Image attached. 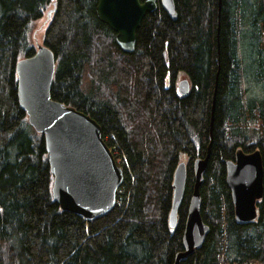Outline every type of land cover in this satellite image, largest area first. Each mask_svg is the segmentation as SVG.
<instances>
[{
  "label": "trees",
  "instance_id": "trees-1",
  "mask_svg": "<svg viewBox=\"0 0 264 264\" xmlns=\"http://www.w3.org/2000/svg\"><path fill=\"white\" fill-rule=\"evenodd\" d=\"M97 1L0 0V264H174L193 162L209 143L200 186L209 232L180 264H264V193L257 218L239 224L225 183V161L238 148L259 149L264 167V0H174L176 19L158 5L129 53L97 18ZM50 10L51 98L96 120L106 145L124 153L121 216L114 207L85 221L60 208L43 137L18 103L16 62L34 53L30 29ZM182 75L186 95L176 90ZM180 162L186 185L170 228Z\"/></svg>",
  "mask_w": 264,
  "mask_h": 264
},
{
  "label": "water",
  "instance_id": "water-1",
  "mask_svg": "<svg viewBox=\"0 0 264 264\" xmlns=\"http://www.w3.org/2000/svg\"><path fill=\"white\" fill-rule=\"evenodd\" d=\"M158 3L171 19H176L174 0H98L97 18L115 32V42L123 52H132L136 31L146 13ZM47 12V19L50 18ZM55 57L46 45L16 62V95L29 124L42 135L46 160L53 176L52 198L63 211L85 221L95 220L114 208L115 193L122 183L123 169L118 166L102 139L100 125L88 114L51 98ZM179 95L190 90L188 78L176 83ZM211 141V140H210ZM210 144L203 158L193 162L194 183L188 200L182 234V251L174 258L180 264L199 249L209 232L201 216L200 186L210 156ZM264 167L259 149L244 152L238 148L233 160L225 161V183L229 190L237 223L257 218L256 202L264 193ZM186 185L185 163L180 162L172 178V202L168 223L174 228Z\"/></svg>",
  "mask_w": 264,
  "mask_h": 264
},
{
  "label": "rangeland",
  "instance_id": "rangeland-1",
  "mask_svg": "<svg viewBox=\"0 0 264 264\" xmlns=\"http://www.w3.org/2000/svg\"><path fill=\"white\" fill-rule=\"evenodd\" d=\"M48 24L46 13L38 19L31 27L29 32V39L36 49L38 45H43V35ZM185 78L183 75L179 79ZM179 81V80H177Z\"/></svg>",
  "mask_w": 264,
  "mask_h": 264
},
{
  "label": "built area",
  "instance_id": "built-area-1",
  "mask_svg": "<svg viewBox=\"0 0 264 264\" xmlns=\"http://www.w3.org/2000/svg\"><path fill=\"white\" fill-rule=\"evenodd\" d=\"M105 139L107 140V138H105ZM109 149H110V151H111V153H112L117 164H120V166H123L124 164H126V158H125L124 153L119 149V147L115 143H112L109 146ZM125 183L126 182L123 181L122 184L116 190L115 207H121L125 204V202L123 200L124 197H123V192H122L123 185Z\"/></svg>",
  "mask_w": 264,
  "mask_h": 264
},
{
  "label": "bare ground",
  "instance_id": "bare-ground-1",
  "mask_svg": "<svg viewBox=\"0 0 264 264\" xmlns=\"http://www.w3.org/2000/svg\"><path fill=\"white\" fill-rule=\"evenodd\" d=\"M158 5H160V4L158 3ZM158 5H157V7H158ZM124 166H126V164H124ZM128 173L132 176V172H131L130 168L128 170ZM123 174H124V169H123ZM124 178H125V175H124ZM124 178H123V181H124ZM122 192H123V197H124L123 200H124L125 204H127L128 201H129V197L126 196V194L129 192V190H128V183L127 182L123 185ZM125 198H127V199H125ZM125 204L123 206H121L120 208H118V211L120 210L119 216L122 215V213L124 211V208H125Z\"/></svg>",
  "mask_w": 264,
  "mask_h": 264
},
{
  "label": "flooded vegetation",
  "instance_id": "flooded-vegetation-1",
  "mask_svg": "<svg viewBox=\"0 0 264 264\" xmlns=\"http://www.w3.org/2000/svg\"><path fill=\"white\" fill-rule=\"evenodd\" d=\"M52 5H53V7H54V6H55V2H53V4H52ZM178 80H180V79H178ZM177 82H178V81H177ZM177 82H176V83H177Z\"/></svg>",
  "mask_w": 264,
  "mask_h": 264
}]
</instances>
